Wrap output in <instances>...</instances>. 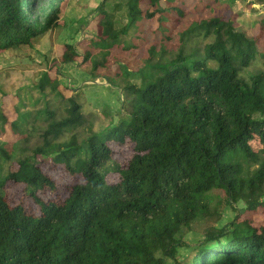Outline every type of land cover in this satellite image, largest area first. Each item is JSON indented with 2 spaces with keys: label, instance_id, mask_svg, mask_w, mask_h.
Listing matches in <instances>:
<instances>
[{
  "label": "trees",
  "instance_id": "obj_1",
  "mask_svg": "<svg viewBox=\"0 0 264 264\" xmlns=\"http://www.w3.org/2000/svg\"><path fill=\"white\" fill-rule=\"evenodd\" d=\"M67 1L0 0V53L61 27ZM114 1L96 10L90 46L64 44L61 63L112 73L117 122L96 132L59 72L36 84L35 110L10 124L1 111L0 264H167L181 248L191 264H264L252 217L264 212V13L249 33L217 14L222 0ZM126 146L123 167L115 148ZM42 160L82 179L63 201L41 197L57 193ZM10 183L36 211L10 200ZM218 198L235 218L190 247L177 239L219 213Z\"/></svg>",
  "mask_w": 264,
  "mask_h": 264
},
{
  "label": "rangeland",
  "instance_id": "obj_2",
  "mask_svg": "<svg viewBox=\"0 0 264 264\" xmlns=\"http://www.w3.org/2000/svg\"><path fill=\"white\" fill-rule=\"evenodd\" d=\"M122 1L124 0H115L112 4L114 6ZM102 3L103 0H68L60 16L61 27L34 41L33 47H15L0 53V114L1 111L4 112L9 124L16 119L17 111L35 110L34 104L37 102L42 105L43 96L36 89V84L44 73L57 76V72L64 76L62 83L79 94L84 114L96 115V132H101L109 124L119 120L122 93L109 86L106 76H111V72L92 73L90 65L84 64L82 58L71 67L61 63L64 44H76L81 52L90 46L97 34L94 16ZM260 4L259 0H222L217 14L237 16L236 26L244 32L253 33L256 29L255 21L264 13V7ZM116 16L118 23L126 22L124 11H118ZM7 127L8 130L10 127ZM253 146L257 148L259 142H254ZM115 150L119 163L126 167L131 157L130 148L126 146ZM41 167L57 186L56 194L46 190L42 198L63 201L69 194L70 186L82 182L79 176H69L62 167L53 166L50 160H42ZM23 189L20 184L10 183L7 186L10 200L15 204H23L28 210L36 211L33 201L25 196ZM215 195L218 196V193ZM220 201L218 198L217 203L220 204ZM244 206L239 205L240 208ZM219 210L212 218L201 217L194 221L177 235V239L190 247L205 230L214 227L221 229L237 214L225 204H220ZM252 217L257 225L264 226V212H258ZM192 255V250L181 248L175 258L167 260V264H191Z\"/></svg>",
  "mask_w": 264,
  "mask_h": 264
}]
</instances>
